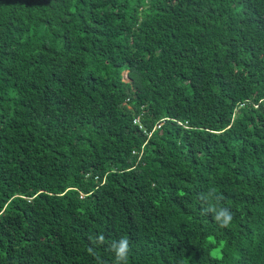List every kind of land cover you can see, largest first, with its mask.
I'll use <instances>...</instances> for the list:
<instances>
[{
    "label": "trees",
    "instance_id": "trees-1",
    "mask_svg": "<svg viewBox=\"0 0 264 264\" xmlns=\"http://www.w3.org/2000/svg\"><path fill=\"white\" fill-rule=\"evenodd\" d=\"M121 237L128 264H264V0H0V264Z\"/></svg>",
    "mask_w": 264,
    "mask_h": 264
},
{
    "label": "clouds",
    "instance_id": "clouds-1",
    "mask_svg": "<svg viewBox=\"0 0 264 264\" xmlns=\"http://www.w3.org/2000/svg\"><path fill=\"white\" fill-rule=\"evenodd\" d=\"M204 211L214 213V220L221 226H227L233 218L232 212L225 207L209 205ZM92 239L94 244H103L105 242V237L102 234ZM109 248L115 254V264H128L131 242L127 237H121L119 240L111 241ZM89 252L95 254L92 248H89Z\"/></svg>",
    "mask_w": 264,
    "mask_h": 264
}]
</instances>
